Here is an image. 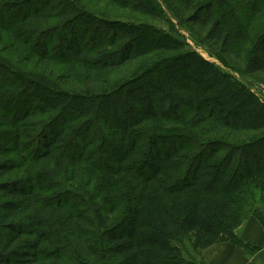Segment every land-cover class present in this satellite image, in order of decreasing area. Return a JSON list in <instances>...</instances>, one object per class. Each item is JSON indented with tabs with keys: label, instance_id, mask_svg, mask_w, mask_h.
<instances>
[{
	"label": "trees",
	"instance_id": "1",
	"mask_svg": "<svg viewBox=\"0 0 264 264\" xmlns=\"http://www.w3.org/2000/svg\"><path fill=\"white\" fill-rule=\"evenodd\" d=\"M77 2L44 0L40 7L26 0H0V31L9 37L3 52L23 50L25 66L34 63L32 73L19 74L5 58L0 60V75L5 72L0 81V125L13 131L10 138H0V157L8 158L0 161V264H197L223 234L237 246H251L236 230L251 214L264 226V103L196 50L175 64L147 63L149 67L143 68L147 75L154 68L161 69V79L146 75L139 87L130 85L124 92L119 87L109 89L123 95L116 103L104 96L109 91L100 89L95 77H109L113 70L127 66L141 47L154 44L143 38L152 29L86 15ZM112 2L133 14L160 16L154 0ZM216 3L227 5L226 0L206 3L190 16V22L211 24L207 40L229 52L248 41L249 34L236 13L217 17ZM104 34L109 36L101 43L83 45L91 35L102 38ZM60 36L58 56L63 52L57 59L51 43ZM162 36L168 43L161 50L180 49L177 39ZM13 45L16 49H11ZM110 51L116 52V58H110ZM58 66L66 67L68 77L53 81ZM247 70L264 72V35L253 44ZM9 74L18 79L21 92L26 86L33 88L21 94L23 102L18 100L16 106L17 89L3 85ZM66 78L96 93L90 108L86 107L96 117L106 109L131 115L138 104L130 97L143 96L144 117L120 120L123 131L111 127L105 116L101 118L114 138L108 169L103 158L93 162L96 153L109 155L101 140L83 138L79 154L65 149L67 145L73 148V136L90 130L89 125L84 127L86 119L79 127L64 113L55 119L59 110H70L67 98L76 94L56 90ZM168 82H190L195 93L187 101L179 100L169 92ZM160 83L162 89H157ZM35 100L36 111L26 107L27 101ZM182 102L195 107L193 118L184 121L192 130L209 123L235 136L234 140L248 133L251 141L261 137L262 149L242 150L235 143L229 147L201 138L189 146L180 144L182 135L173 128L174 113ZM72 104L87 112L83 102ZM52 113L56 116L49 119L59 123L60 129L47 130L50 135L46 132L36 142L31 135L33 120ZM146 132L152 138L148 136L149 143L143 145L146 140L139 135ZM225 149L229 151L224 155ZM15 156L19 159H9ZM22 169L21 177L12 178ZM72 191H83L87 205L70 203Z\"/></svg>",
	"mask_w": 264,
	"mask_h": 264
},
{
	"label": "rangeland",
	"instance_id": "2",
	"mask_svg": "<svg viewBox=\"0 0 264 264\" xmlns=\"http://www.w3.org/2000/svg\"><path fill=\"white\" fill-rule=\"evenodd\" d=\"M30 2L34 5L40 6V2L44 3V0H26L27 2ZM76 1V0H75ZM78 4L80 5V9H82V12L86 15L95 16L100 19L107 18L109 20H120V21H130L135 22L138 26H144L148 25L150 29H152L145 37H143L145 40L150 41L151 43H154L149 46H143L141 47V50L139 53H137L133 60L125 67L121 69L113 70L111 75L109 77H105L102 79H99L95 77L97 82H101L98 84L100 89H109L113 90L114 88H121L122 91H126L129 86L137 85L136 87H139L140 83H142V79L145 80L149 77V75H155L156 80L161 79V69L154 68V70L147 75L146 70H143V68L149 67L148 64L151 62L160 64L161 60L164 61V63L168 64H175L181 61V58L188 53L190 50H196L198 53H200L205 59L215 63L216 65L220 66V70H222L224 73L230 75L233 77V82L236 81L239 84H242L243 86L247 87V89H250V91L262 102L264 103V72H259L256 74H251L247 70V64H248V56L253 48V44L255 41L264 35V0H226L227 5L226 6H219L218 3L214 4L215 7V14L217 17H219L221 14L230 16L231 14H235L238 16L239 20L241 21L242 25H244L245 30L249 34V40L243 43H240L238 48L232 47L229 52H225L222 48V46L219 44L218 46L215 45V47L212 45L213 42H210L207 40V32L211 27V24L208 26H202L201 24H193L190 22V16H192L196 10L206 4V3H215L216 0H154L155 5H157L158 8H160V16L158 18L150 17L145 12L140 13H131L128 10H121L117 5L112 2L113 0H105L102 2H99L98 0H77ZM170 6V7H169ZM80 27V25L78 26ZM77 29V28H76ZM154 34V35H153ZM168 35V37L173 38L174 40H178V46H180V49L173 50V51H165L161 50L162 45H167V40L162 35ZM5 33H2L0 31V60L2 62V59L5 58V62L7 64L13 65L18 70L19 74H30L33 71V65L34 63H30L28 66H25V60H24V53L23 50H20L19 52L12 53H6L3 52L4 44H7L9 42V37H4ZM102 36V35H101ZM108 37L106 34L102 36V38H95V35H91V38L89 41L87 39L84 40V46H89L90 44H97L101 43V39ZM142 38L141 34L138 35ZM155 37V38H154ZM154 38V39H152ZM53 42L51 43V48L53 52V57L57 58L60 56L59 59H61V53L63 50H61L60 55L58 56V47L61 43V36L59 39L53 38ZM137 40V39H134ZM50 41H52V38H50ZM96 41V42H94ZM198 41V43L196 42ZM9 45V44H8ZM155 47H159L158 50L154 51ZM11 49H16L15 45L12 46ZM110 58H116L114 51H110ZM152 60V61H150ZM69 61V60H68ZM149 61V62H147ZM148 63V64H147ZM66 71V67L61 68L58 66L56 68L55 76L53 77V81H56L57 79H62L66 76L68 73H64ZM144 71V72H143ZM5 72H2L0 75V81L2 80ZM27 74V75H28ZM63 75V76H61ZM147 75V78L144 76ZM140 76V77H139ZM30 77V76H28ZM7 79L8 83L4 81L3 85L7 84L10 86V88L14 87L17 89V96L16 100L14 102L15 106L17 105V101L21 99L23 102V98H21V94H26L27 91H31L33 88L31 86L24 87L25 89L21 92L22 89L18 79L12 75L9 74L5 77V80ZM68 78L64 79L60 82V86L57 87L56 90H62L65 92L70 93H76L75 96H70L69 94H66V96H70L67 98L68 105L70 107V110L65 111V109L59 110L56 115H62L63 113L67 116V118H72L75 122V124L79 127L82 123H84L86 120H89L86 125H89L90 130L86 133L83 132V130L80 132V136H73L72 140L75 142L73 148L69 149V145L65 148L67 152H72L75 154H79L78 151L81 147H83L82 140L85 138L88 142L90 141H102L101 146L103 147V151H107L105 153L106 155L100 153L99 155H95V159L93 162H96L99 158H103L105 160V168L108 169L110 166L109 160L110 159V153H112V140L113 133L111 132V128L108 127L109 125H104L102 122V117L105 116L109 122L111 123V127H115L118 131H123L121 121L120 120H127L128 122L132 121L133 116L134 118L137 117H144L145 113L141 111V104H142V97L140 93H137L134 96L130 97V101L132 103H136L137 110L133 114H126L121 113L120 110H116L115 114L112 109H106L104 113L98 114V117L95 115V111L92 112V109H88L86 107L90 108L91 100L93 97L96 96V93H90L86 91L85 86L80 83H74L73 80L67 81ZM1 83V82H0ZM168 90L171 94L176 95L179 100L181 98H184V100L187 101V98L191 96V94L195 93V86L190 83H182L179 85L169 83L167 84ZM134 87V88H136ZM162 89L161 83L158 84L157 89ZM110 90V91H111ZM107 92L104 94V96L109 97L110 99L118 102V97L122 94L114 93L113 91ZM103 95H100V97H104ZM161 100H163V96H159ZM26 100V99H24ZM177 99V101H179ZM76 101L77 103L83 102V108L87 110V112H82L80 108H76L72 103ZM183 103V102H182ZM38 103L35 101L32 102V104L27 101L26 107L30 108L33 111L37 110ZM194 106L192 104H189L188 102L183 103L179 110H177L175 114V122L177 130H173V132L177 133L179 136V142L180 144L183 143L184 146H189L193 144L195 140H198L199 138L203 139L202 141H210L215 143H221L223 145L231 146L232 143H235L237 145V149H252L253 147H260L262 149L263 146L259 145V141H261V137L257 138L256 140L251 141L250 134L244 133V137H240L239 140H234L235 136L229 135V132H226L224 130H218L217 128H212V126L208 123L205 126H201L198 129L192 130L189 126L186 125L184 121H186V118H193L194 116ZM83 109V110H84ZM99 112V111H98ZM55 114H50L47 116V118L43 117H37L33 120L30 127H33L32 134L35 137L36 142L39 140V138L47 132L48 135L50 133L48 132L49 129L56 126L57 130L60 129V124H52L53 120L49 119L52 116L55 117ZM104 114V115H103ZM56 116L57 117H61ZM189 116V117H188ZM91 118V119H88ZM86 119V120H85ZM80 120V121H79ZM60 121V120H59ZM88 127V126H87ZM115 129V130H116ZM48 130V131H47ZM226 132V134H225ZM148 133V132H146ZM192 133H196L197 137L194 136ZM13 134L12 130L6 129L5 127L0 125V138H10ZM233 135V134H232ZM25 140H27L26 134L22 135ZM141 139H145L143 145H146L149 143L150 139L148 136H151V134H145L142 133L139 135ZM103 138V139H102ZM152 138V136H151ZM250 144H248V142ZM245 142V143H244ZM244 143V144H243ZM240 144V145H239ZM40 143L34 144L35 147H38ZM258 145V146H257ZM114 146V145H113ZM241 147V148H240ZM253 148V149H254ZM38 149V148H37ZM102 151V150H101ZM229 150H224L223 154H227ZM238 151V150H236ZM81 152V151H80ZM254 151H252L253 153ZM240 153V152H236ZM249 153V152H248ZM263 158H264V148L262 149ZM252 155V154H251ZM252 158L254 156L252 155ZM8 158L0 157L1 160H5ZM12 159H19L18 157H12L9 158ZM101 162V161H99ZM264 163V162H263ZM103 166V165H101ZM259 167V166H258ZM25 169L16 171L13 173L12 178H18L21 177L24 173ZM69 189V188H68ZM90 190H93V186H91ZM77 192V193H75ZM88 201V197L85 195L83 191H72L70 192V200L69 202L73 205H87L86 200ZM0 240H1V232H0ZM1 242V241H0ZM178 246H181L179 243L176 242ZM194 261V260H193ZM192 263V262H190Z\"/></svg>",
	"mask_w": 264,
	"mask_h": 264
},
{
	"label": "crops",
	"instance_id": "3",
	"mask_svg": "<svg viewBox=\"0 0 264 264\" xmlns=\"http://www.w3.org/2000/svg\"><path fill=\"white\" fill-rule=\"evenodd\" d=\"M236 235L251 246L233 244L227 234L203 252L197 264H264V226L249 215L236 230Z\"/></svg>",
	"mask_w": 264,
	"mask_h": 264
}]
</instances>
